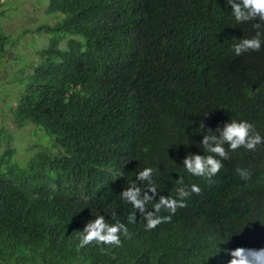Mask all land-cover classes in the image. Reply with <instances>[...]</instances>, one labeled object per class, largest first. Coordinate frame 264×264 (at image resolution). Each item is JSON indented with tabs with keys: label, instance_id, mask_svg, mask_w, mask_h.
<instances>
[{
	"label": "trees",
	"instance_id": "trees-1",
	"mask_svg": "<svg viewBox=\"0 0 264 264\" xmlns=\"http://www.w3.org/2000/svg\"><path fill=\"white\" fill-rule=\"evenodd\" d=\"M229 11L224 0L48 1L58 21L33 30L47 44L14 70L20 92L8 104L11 122L32 124L46 145L20 162L0 130V264H226L225 249L264 247V145L229 152L212 183L182 165L204 154L201 121L243 119L264 136V46L235 56L231 45L254 30ZM17 44L0 27V64ZM145 167L159 195L174 196L179 175L201 189L150 231L139 212L127 224L120 198ZM238 167L251 171L247 186ZM97 215L131 238L78 248Z\"/></svg>",
	"mask_w": 264,
	"mask_h": 264
},
{
	"label": "clouds",
	"instance_id": "clouds-1",
	"mask_svg": "<svg viewBox=\"0 0 264 264\" xmlns=\"http://www.w3.org/2000/svg\"><path fill=\"white\" fill-rule=\"evenodd\" d=\"M224 5L225 8H230L229 12L237 25L251 24L254 30L252 35L237 38L231 45L234 55L239 57L250 51H260L264 46V0H224ZM209 129L205 127L203 121L193 129V134H202L199 144L204 154L190 152L182 161L184 171L188 175L204 178L209 183L214 182L213 177L223 167L222 162L229 159V152H235L241 148L251 152L258 146L264 145V136L247 120H229L223 125L218 124L214 130L208 131ZM236 174L244 182V186H247L252 178L251 171L246 168L238 167ZM153 177L154 169L145 167L137 172L131 185L120 192L121 200L131 205L133 210L127 217V224H135L136 213L139 212L145 221V231L156 228L162 222L170 221L178 208L186 206L185 201L190 194H199L201 191L196 183H192L187 188L184 187V178L179 175L176 179L175 195H159ZM140 184H143V190ZM150 202H152V209L148 210L146 206ZM162 211L168 215H161ZM127 224L119 220L110 223L105 215H97L94 219L88 220L79 231L77 247L86 248L93 244L103 247H120L122 237L123 239L131 238ZM225 253L230 257L226 264H264V247H236L225 249ZM221 264L225 262L222 261Z\"/></svg>",
	"mask_w": 264,
	"mask_h": 264
},
{
	"label": "rangeland",
	"instance_id": "rangeland-1",
	"mask_svg": "<svg viewBox=\"0 0 264 264\" xmlns=\"http://www.w3.org/2000/svg\"><path fill=\"white\" fill-rule=\"evenodd\" d=\"M49 0H0V27L11 36L18 37L19 44L9 50L0 64V130L3 127L12 135V146L17 149L20 162L28 160L37 149L43 134L30 124L16 127L11 122L8 104L15 105L20 90L13 82V72L18 67L36 61V51L46 46L48 36L44 32L34 33L37 26L54 25L58 19L47 14ZM18 58H22L20 62Z\"/></svg>",
	"mask_w": 264,
	"mask_h": 264
}]
</instances>
